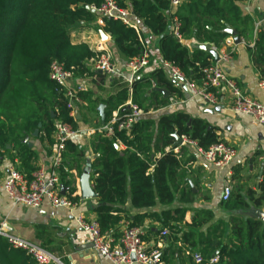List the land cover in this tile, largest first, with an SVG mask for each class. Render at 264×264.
<instances>
[{
  "label": "trees",
  "instance_id": "trees-1",
  "mask_svg": "<svg viewBox=\"0 0 264 264\" xmlns=\"http://www.w3.org/2000/svg\"><path fill=\"white\" fill-rule=\"evenodd\" d=\"M103 1L0 0V165L9 157L12 165L31 180L38 165L36 151L23 142L27 135L53 148L59 124H69L78 132L81 124L93 119L98 129L103 126L98 110L101 103L106 105L107 124L116 111L119 120L131 114L128 105L131 101L142 109L131 128L119 129L115 123L113 135L97 130L90 140L92 155L88 165L91 185L98 195L94 211L100 231L119 238L122 223L143 229L145 221L151 219L160 226L148 233H153L156 242L164 239L168 246L162 249L155 244L147 250L158 249L164 264H175L183 248L190 251L193 264H210L213 256H218L215 264H264V221L260 218L234 215L228 225L219 220L204 232L202 229L213 220L211 211L198 210L189 222L185 219L187 208L182 206L150 211L158 204L189 201L193 194L187 168L192 157L186 156V145L172 147L176 141L174 133L195 141L202 149L223 141L216 127L186 112L152 115V111L171 103L170 96L165 97L155 88H163L177 98L185 94L183 87L170 79L163 68L135 77L130 87L124 85L105 98L94 95L87 87L76 90L74 110L78 112L72 115L65 90L51 78L52 63L62 62L72 72L77 87L98 74L90 63L99 55L86 42H76L74 31L99 27L110 36L113 47L126 61L143 51L141 34L133 27L115 19L98 25V15L91 7H99ZM239 1L185 0L176 14L182 37H193L199 44L190 49L171 29L170 0H117L158 37L163 61L180 68L187 80L197 85L204 77L203 69L214 62L213 55L202 49L201 44L218 48L230 36L227 28L235 29L245 39L251 34L253 20L244 14ZM253 41L252 58L264 76V30H258ZM35 130L39 131L38 136L33 135ZM74 136L65 143L60 176L66 195L72 202H78L81 196L76 194L73 170L82 173L86 152ZM240 170L232 174L231 179L238 182L232 186L229 199L224 200L225 206L232 211L262 206L264 166L257 185L259 192L241 183ZM128 202L135 212L133 217L126 209ZM164 229L169 233L161 237ZM145 234L143 231V241L148 239ZM195 253L202 256V262L194 263ZM0 264L38 263L27 251L12 246L0 235Z\"/></svg>",
  "mask_w": 264,
  "mask_h": 264
},
{
  "label": "crops",
  "instance_id": "crops-1",
  "mask_svg": "<svg viewBox=\"0 0 264 264\" xmlns=\"http://www.w3.org/2000/svg\"><path fill=\"white\" fill-rule=\"evenodd\" d=\"M238 4L244 14H248L253 20L251 34H249L247 39L239 36L242 40L240 43H235L234 37L230 35L218 48L215 46L211 47L212 49H217L219 56L223 52H227L230 55L229 60H220L219 63L228 76L237 81L242 91L264 102V90L259 87L261 74L252 58L253 39L257 35L258 30H264V0H257L255 2L241 0ZM133 20H135L137 27H140L139 31L142 40L150 53L149 65L138 77L149 75L158 68L164 69L158 37L153 35L134 16ZM72 35L75 37L76 42L84 41L96 51L100 43L104 44L112 52L120 72L116 77H110L98 72L95 76L84 80L85 87L92 90L94 95L105 98L109 94L118 91L122 86L128 85L127 79L130 77V72L126 68L128 60L126 61L117 53L108 34L105 33L103 35L99 27H86L74 31ZM228 40H231V42L227 43ZM182 42L190 49H194L199 45L193 37H185L182 39ZM247 42H249V45ZM215 62L217 61L214 60L213 63ZM90 66L93 68L92 62ZM164 71L169 75L166 69ZM169 78L173 80L171 75H169ZM182 87L185 92L183 98H177L176 95L169 92V94H164L165 97H171V103L167 107L152 111V115L157 116L165 112L182 111L190 114L191 117L201 118L210 126L216 127L217 133L223 142L236 149V155L229 166H216L201 156L197 145L194 146L193 144L184 142L182 145H186V148H188L186 156L192 157L191 161L187 163V168L189 170L188 184L192 188L193 194L190 196L189 201L176 200L174 204L167 206L158 204L156 207L150 209V211H161L182 206L187 208L185 219L188 222L198 210L211 211L213 220L202 229L204 232L209 225L219 220L224 221L228 225L230 218L234 215L244 218L256 217L264 221V203L260 207L248 206L232 211L225 206L223 199L225 186L230 185L232 188L238 182L237 179L232 180L231 177L234 170L239 168H241L239 173L241 183L247 186L248 189L250 187L259 192L257 185L261 181L264 166V125L260 124L250 115L235 113L231 107L232 96L228 90H223L219 102L211 105L201 96L192 95L185 86L182 85ZM97 130L96 127H91L88 130L84 128V131L80 130L79 133L81 132L84 135V143L76 138L74 139L79 143L80 148L84 145L82 149L86 152V158L82 160L83 171L80 175L77 171L73 170V177L77 187L76 194L81 196V199L76 204V208L73 210L69 207H54L47 199L43 201L39 208L13 205L1 189V184L7 176L10 166H12V161L9 157H5L0 165V222L7 220L17 235L41 244L42 247L60 259L61 263L59 264H65L64 261H67V264H113L96 252L89 242L86 232L75 219L78 213L83 214L86 219L96 218L94 207L97 203V198H82L80 180L86 170L90 180V168L88 165L90 155H92L90 140ZM90 131H93V134ZM30 141L33 142L32 148L37 154L36 162L38 168L43 167L47 172H50L55 147L51 148L47 143L41 142L38 138L30 139ZM122 147L124 148V146ZM230 170L232 174L228 175ZM126 209L131 211V217H133L135 212L130 202H128ZM123 225L124 223L121 224L120 232H122ZM144 225L143 231L148 237L144 241L146 248L156 244L158 248L165 249L168 243L164 239L156 242L153 238V233H148V230L155 231L158 229L159 223L147 219ZM109 236L113 238V243L115 244L121 238V236L119 238L113 235ZM161 237L164 236L161 235ZM189 254L190 251L183 248L182 255L174 260V263L193 264V260H191Z\"/></svg>",
  "mask_w": 264,
  "mask_h": 264
},
{
  "label": "built area",
  "instance_id": "built-area-1",
  "mask_svg": "<svg viewBox=\"0 0 264 264\" xmlns=\"http://www.w3.org/2000/svg\"><path fill=\"white\" fill-rule=\"evenodd\" d=\"M185 0H170L171 29L179 40L183 37L179 31L181 22L176 11ZM246 2H255L257 0H245ZM97 13V23L101 26L105 25V21L115 19L122 21L125 25L133 27L138 33L133 15L128 8H123L117 0H104L99 7H91ZM143 51L136 57L128 60L126 64L130 77L127 84L130 87L135 77H138L150 62V53L142 40ZM228 40L227 43H230ZM217 51L216 48H213ZM99 55L92 61L93 69L110 77H116L120 74L117 63L115 62L112 52L100 43L97 46ZM230 55L223 52L219 56V60L203 69L204 77L200 85L189 82L183 71L169 62H163L164 69L173 77V80L185 86L192 95L201 96L207 103L214 105L219 102L223 90L231 93V107L235 113L250 115L260 124L264 125V102H261L242 91L237 81L229 77L222 68L219 61H227ZM51 78L57 81L65 90L68 97V106L73 109L72 115L75 116L74 107L76 90L85 88L84 83L75 87L72 79V72L67 70L62 62L54 61L52 63ZM168 75V76H169ZM259 87L264 90V76L259 80ZM131 107V114L127 115L123 120H119L117 111L113 113V117L109 123L98 128L99 132L106 131L109 135L114 134L113 125L118 123L119 129H129L132 124L142 114V109L138 108L131 101H128ZM77 132L74 131L69 124H59L55 139L57 144L52 157V165L50 172L40 167L33 173V178L29 180L13 165L10 166L8 174L1 184V189L13 205H21L29 208H39L43 201L47 199L54 207H69L75 209L77 202H72L68 195L62 193L61 185V163L65 151V143L72 138ZM184 142H188L196 146L195 141H191L182 137ZM118 145V144H116ZM119 146V145H118ZM121 146H123L121 144ZM120 148V146H119ZM199 153L206 160L216 166H229L232 159L236 155V149L226 142H218L208 149L198 148ZM232 171L228 172L231 175ZM231 186L226 185L223 192V199L227 200L231 194ZM75 219L79 226L86 232L92 247L103 257L107 258L113 264H163L159 259V250L155 249L149 252L142 239L143 229L140 227H131L128 222L123 225L121 238L118 243H113V238L102 233L99 224L95 219H86L83 214H76ZM0 235L7 239L9 244L14 247L24 249L29 253L38 264L61 263L60 259L46 250L41 244L20 237L14 232L13 227L7 220L0 222ZM162 236L168 235V230L161 232ZM197 263L202 262V256L199 253L194 254ZM218 256L210 259V264H215Z\"/></svg>",
  "mask_w": 264,
  "mask_h": 264
},
{
  "label": "water",
  "instance_id": "water-1",
  "mask_svg": "<svg viewBox=\"0 0 264 264\" xmlns=\"http://www.w3.org/2000/svg\"><path fill=\"white\" fill-rule=\"evenodd\" d=\"M226 32L229 35L234 37L235 43H240L242 41L241 38L238 35V32L235 29L227 28ZM102 34L104 35L105 33L102 31ZM201 48L206 50V51H208V52H210L213 55L214 60H216V61L219 60L218 52L216 50L212 49L210 44L201 45ZM155 90L160 91V92L164 93L165 95L169 94L168 91H166L163 88H155ZM105 108H106V105L104 103H101L99 105V107H98L102 125L105 124V118H106V116H105ZM53 115L54 114L52 113V116ZM78 118H80V115L78 116ZM33 135L34 136H38L39 135V131L35 130ZM174 137L176 138V141L172 145L173 148H177V147L181 146L184 143L183 139L181 137H179L176 133H174ZM23 142H26L29 147L33 146V142L30 141V137L28 135L25 137ZM7 147L9 148V147H11V145L8 144ZM116 147H117V149H119L118 145H116ZM80 186H81V193H82V198L83 199H93V198H97L98 197L97 193L92 188V185H91L90 180H89V174L87 173V170L81 176ZM65 192H66V188L62 187V193L65 194Z\"/></svg>",
  "mask_w": 264,
  "mask_h": 264
},
{
  "label": "rangeland",
  "instance_id": "rangeland-1",
  "mask_svg": "<svg viewBox=\"0 0 264 264\" xmlns=\"http://www.w3.org/2000/svg\"><path fill=\"white\" fill-rule=\"evenodd\" d=\"M111 48V47H110ZM112 49H113V47H112ZM74 112H75V114L78 112V109H75L74 110ZM79 116V115H78ZM77 116V117H78ZM95 121L93 120V119H91L90 121H89V123L87 122V124H81V128H80V130L81 131H84V128L85 129H89V128H95L96 127V124L94 123ZM90 133H92L93 134V131L91 132L90 131ZM77 139V140H79L80 142H83L84 143V135L83 134H81V132L79 133V131L77 132V135L76 136H74V139ZM82 148H84V145L82 146Z\"/></svg>",
  "mask_w": 264,
  "mask_h": 264
}]
</instances>
